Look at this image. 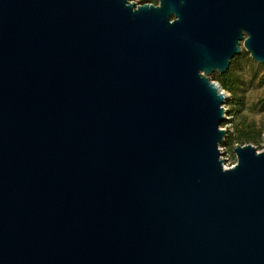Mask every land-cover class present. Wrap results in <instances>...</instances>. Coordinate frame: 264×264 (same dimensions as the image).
<instances>
[{"label":"water","instance_id":"obj_1","mask_svg":"<svg viewBox=\"0 0 264 264\" xmlns=\"http://www.w3.org/2000/svg\"><path fill=\"white\" fill-rule=\"evenodd\" d=\"M243 47L264 0H0V264H264V148L224 167L210 77Z\"/></svg>","mask_w":264,"mask_h":264},{"label":"rangeland","instance_id":"obj_2","mask_svg":"<svg viewBox=\"0 0 264 264\" xmlns=\"http://www.w3.org/2000/svg\"><path fill=\"white\" fill-rule=\"evenodd\" d=\"M134 2L137 5H143L145 3L158 5V0H134ZM234 59H237L235 62V71L240 78L236 92L237 102L241 103L242 114L250 122H254L261 128L264 126V108L260 105V100L264 97V64L254 61L250 53L247 52L244 47L241 55L236 56ZM212 75H210L211 78ZM212 80L215 81L214 79ZM226 93L229 94L228 92ZM229 96L230 98L224 105L229 115L227 116L228 119L225 121L226 123L222 125V128L227 130V135L234 130L235 124V118L231 116L230 113L232 95L229 94ZM246 144L253 145L258 151H262L264 148L263 137L253 143H239V145ZM237 145L238 144L234 146H224L223 143L220 144L219 148L222 153V158L225 159V168H231L237 163V157L234 153V149Z\"/></svg>","mask_w":264,"mask_h":264},{"label":"trees","instance_id":"obj_3","mask_svg":"<svg viewBox=\"0 0 264 264\" xmlns=\"http://www.w3.org/2000/svg\"><path fill=\"white\" fill-rule=\"evenodd\" d=\"M232 60L230 70L225 74L216 73L212 75V79L218 82L222 89L232 95L230 103L231 116L235 118L234 130L229 132L224 146H234L245 142L253 143L263 137L264 126L259 128L254 122H250L241 111V103L237 102L236 92L239 86L240 78L235 71V62ZM260 105L264 108V97L260 100ZM226 123V122H225Z\"/></svg>","mask_w":264,"mask_h":264},{"label":"flooded vegetation","instance_id":"obj_4","mask_svg":"<svg viewBox=\"0 0 264 264\" xmlns=\"http://www.w3.org/2000/svg\"><path fill=\"white\" fill-rule=\"evenodd\" d=\"M158 4H159V0H158Z\"/></svg>","mask_w":264,"mask_h":264},{"label":"built area","instance_id":"obj_5","mask_svg":"<svg viewBox=\"0 0 264 264\" xmlns=\"http://www.w3.org/2000/svg\"><path fill=\"white\" fill-rule=\"evenodd\" d=\"M233 167V166H232ZM226 169H228V168H226Z\"/></svg>","mask_w":264,"mask_h":264}]
</instances>
